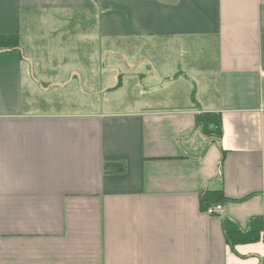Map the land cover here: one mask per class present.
Returning <instances> with one entry per match:
<instances>
[{
    "label": "crops",
    "instance_id": "crops-1",
    "mask_svg": "<svg viewBox=\"0 0 264 264\" xmlns=\"http://www.w3.org/2000/svg\"><path fill=\"white\" fill-rule=\"evenodd\" d=\"M12 35L0 264H264V0H0Z\"/></svg>",
    "mask_w": 264,
    "mask_h": 264
},
{
    "label": "trees",
    "instance_id": "trees-1",
    "mask_svg": "<svg viewBox=\"0 0 264 264\" xmlns=\"http://www.w3.org/2000/svg\"><path fill=\"white\" fill-rule=\"evenodd\" d=\"M19 47L20 41L18 36H0V54L18 50ZM196 124L207 136L213 135L221 138L223 135L222 119L219 114L202 113L197 116Z\"/></svg>",
    "mask_w": 264,
    "mask_h": 264
},
{
    "label": "rangeland",
    "instance_id": "rangeland-1",
    "mask_svg": "<svg viewBox=\"0 0 264 264\" xmlns=\"http://www.w3.org/2000/svg\"><path fill=\"white\" fill-rule=\"evenodd\" d=\"M96 61H97V64L99 65L100 64V68H102V67H105V68H114V67H116V66H118V64H119V60L117 59V60H115V59H110V58H103V59H96ZM60 94H62V96L64 97V98H67V97H70V96H68L67 95V91H65V92H60ZM104 96H105V94L103 95V93L102 92H100L99 94H98V99H101V98H104Z\"/></svg>",
    "mask_w": 264,
    "mask_h": 264
},
{
    "label": "built area",
    "instance_id": "built-area-1",
    "mask_svg": "<svg viewBox=\"0 0 264 264\" xmlns=\"http://www.w3.org/2000/svg\"><path fill=\"white\" fill-rule=\"evenodd\" d=\"M205 212L208 214V215H223L225 210H224V206L222 204H217V205H211V206H208L205 210Z\"/></svg>",
    "mask_w": 264,
    "mask_h": 264
}]
</instances>
